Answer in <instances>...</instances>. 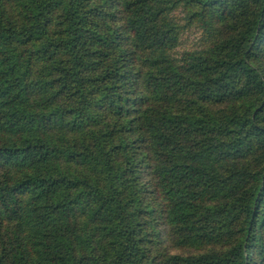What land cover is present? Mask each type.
Instances as JSON below:
<instances>
[{
	"label": "trees",
	"instance_id": "16d2710c",
	"mask_svg": "<svg viewBox=\"0 0 264 264\" xmlns=\"http://www.w3.org/2000/svg\"><path fill=\"white\" fill-rule=\"evenodd\" d=\"M0 264H264V0H0Z\"/></svg>",
	"mask_w": 264,
	"mask_h": 264
},
{
	"label": "rangeland",
	"instance_id": "374dc122",
	"mask_svg": "<svg viewBox=\"0 0 264 264\" xmlns=\"http://www.w3.org/2000/svg\"><path fill=\"white\" fill-rule=\"evenodd\" d=\"M172 17L179 24V36L174 48V55L180 56L181 53L197 49L201 44V32L195 23L187 21V12L183 7H177L172 13ZM161 247L168 253H188L194 251L191 248L182 247L174 243L169 236V232L162 229L160 232ZM162 249V250H163Z\"/></svg>",
	"mask_w": 264,
	"mask_h": 264
}]
</instances>
